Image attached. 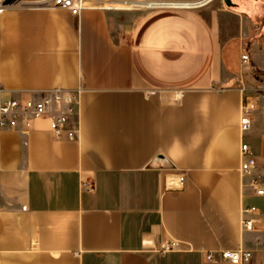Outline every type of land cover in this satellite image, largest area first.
<instances>
[{"label":"crops","instance_id":"0c3cea01","mask_svg":"<svg viewBox=\"0 0 264 264\" xmlns=\"http://www.w3.org/2000/svg\"><path fill=\"white\" fill-rule=\"evenodd\" d=\"M0 86L82 89L74 140L49 119L0 135V264H227L205 253L239 249L264 264V196L240 171L246 143L264 186V0L7 10Z\"/></svg>","mask_w":264,"mask_h":264},{"label":"built area","instance_id":"2783aa9c","mask_svg":"<svg viewBox=\"0 0 264 264\" xmlns=\"http://www.w3.org/2000/svg\"><path fill=\"white\" fill-rule=\"evenodd\" d=\"M123 1L126 2L129 0H0V13L7 10L47 9L67 12L75 18H80L88 11L121 10V7L118 6L122 5L121 2ZM131 2L142 1L131 0ZM146 2L154 1L146 0ZM159 3H165V5L149 9H198L170 5V3L176 2ZM134 7L140 8L138 6ZM241 61L243 65H249L250 57L244 54L241 57ZM81 92V88L76 91L54 89L45 91L36 97L23 99L6 96L5 90L0 86V135L6 131H20L26 133L31 129L34 122L49 119V127L54 138L58 139L66 135L69 140H74L78 134V129L75 127L73 119L77 115ZM250 129V120L246 116H243L241 118L242 133L246 134ZM241 158V174L252 178L247 187H249L256 196H264V186L261 181L258 178L252 177L253 170L256 166V160L252 155L250 147L246 143H243L241 146ZM85 189L90 190V187L85 185ZM257 211V208L253 206L242 207L241 224L245 231H256V219H254V216ZM171 247L175 249L177 244H172ZM252 257L253 254L250 251L243 249L222 251L218 253V256L212 251L205 253V259L210 263L247 264L251 261Z\"/></svg>","mask_w":264,"mask_h":264},{"label":"rangeland","instance_id":"374dc122","mask_svg":"<svg viewBox=\"0 0 264 264\" xmlns=\"http://www.w3.org/2000/svg\"><path fill=\"white\" fill-rule=\"evenodd\" d=\"M139 1H142V2H131V0L126 1V2L123 1L121 2L122 5L118 6V7H121V10H116V11H111V12L152 11L153 9H149V8H158V7L165 5V3H159V2H176V3H170V5L182 6V5L187 4V6H191V7L195 6L199 8L201 6L208 4L212 0H203L202 2L200 0L199 1L198 0H153L154 2H146V0H139ZM134 6H138L140 8H135ZM156 10H159V9H156Z\"/></svg>","mask_w":264,"mask_h":264},{"label":"trees","instance_id":"16d2710c","mask_svg":"<svg viewBox=\"0 0 264 264\" xmlns=\"http://www.w3.org/2000/svg\"><path fill=\"white\" fill-rule=\"evenodd\" d=\"M254 73L256 74V76H259L261 74V72L257 69H255Z\"/></svg>","mask_w":264,"mask_h":264}]
</instances>
